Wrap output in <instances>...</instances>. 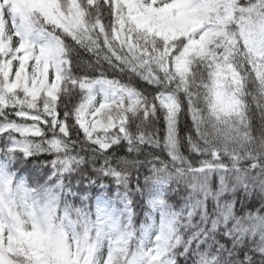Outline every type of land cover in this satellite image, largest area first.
I'll return each mask as SVG.
<instances>
[{"label": "snow or ice", "instance_id": "1", "mask_svg": "<svg viewBox=\"0 0 264 264\" xmlns=\"http://www.w3.org/2000/svg\"><path fill=\"white\" fill-rule=\"evenodd\" d=\"M0 264H264V0H0Z\"/></svg>", "mask_w": 264, "mask_h": 264}]
</instances>
